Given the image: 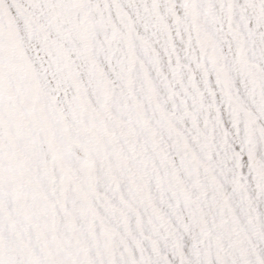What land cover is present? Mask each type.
Returning <instances> with one entry per match:
<instances>
[{
	"label": "snow or ice",
	"instance_id": "6c2138e0",
	"mask_svg": "<svg viewBox=\"0 0 264 264\" xmlns=\"http://www.w3.org/2000/svg\"><path fill=\"white\" fill-rule=\"evenodd\" d=\"M0 264H264V0H0Z\"/></svg>",
	"mask_w": 264,
	"mask_h": 264
}]
</instances>
